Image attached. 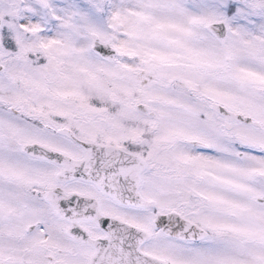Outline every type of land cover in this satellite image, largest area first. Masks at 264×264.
Returning <instances> with one entry per match:
<instances>
[{
	"label": "snow or ice",
	"instance_id": "snow-or-ice-1",
	"mask_svg": "<svg viewBox=\"0 0 264 264\" xmlns=\"http://www.w3.org/2000/svg\"><path fill=\"white\" fill-rule=\"evenodd\" d=\"M0 264H264V0H0Z\"/></svg>",
	"mask_w": 264,
	"mask_h": 264
}]
</instances>
